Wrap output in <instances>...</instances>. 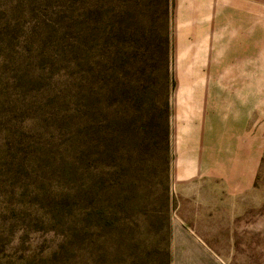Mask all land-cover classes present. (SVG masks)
Segmentation results:
<instances>
[{
    "label": "rangeland",
    "instance_id": "374dc122",
    "mask_svg": "<svg viewBox=\"0 0 264 264\" xmlns=\"http://www.w3.org/2000/svg\"><path fill=\"white\" fill-rule=\"evenodd\" d=\"M204 19L181 0H0V264H264V0L260 106L237 128L176 101ZM194 114L212 140L187 177Z\"/></svg>",
    "mask_w": 264,
    "mask_h": 264
},
{
    "label": "crops",
    "instance_id": "0c3cea01",
    "mask_svg": "<svg viewBox=\"0 0 264 264\" xmlns=\"http://www.w3.org/2000/svg\"><path fill=\"white\" fill-rule=\"evenodd\" d=\"M181 3L191 15L197 18L205 16L203 24L189 25L190 32L204 33L205 36L203 48H190L189 62L192 68L188 67L187 70L188 84L176 90V101L187 106L189 111H202L206 107L212 111L211 107L219 105L220 111H225V121L232 112L234 116L231 120L235 121L233 128H237L240 113L254 111L260 106L255 89L252 88L251 92L250 88L246 89L249 85L245 83L248 76L260 74L261 0H181ZM208 76L221 77L219 82L210 78L211 83L208 84ZM230 81L233 84L231 91ZM235 82L237 85L234 87ZM207 119L210 120L209 117ZM202 123L194 114L187 118L186 125L181 127V134L178 135L182 140L179 139L176 146L179 151L176 166L187 177L192 176L195 167L192 155L198 152L194 149L209 138L205 137ZM235 134L234 140H237ZM222 159L228 161L227 157Z\"/></svg>",
    "mask_w": 264,
    "mask_h": 264
}]
</instances>
